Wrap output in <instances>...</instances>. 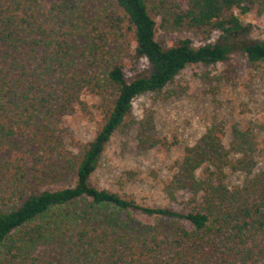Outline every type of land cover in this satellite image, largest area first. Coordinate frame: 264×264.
Listing matches in <instances>:
<instances>
[{"label":"trees","instance_id":"1","mask_svg":"<svg viewBox=\"0 0 264 264\" xmlns=\"http://www.w3.org/2000/svg\"><path fill=\"white\" fill-rule=\"evenodd\" d=\"M90 1L0 0V264H264V167L254 172L253 126L234 128L227 146L215 126L185 150L165 186L180 209L92 182L136 97L231 53L264 61V40L249 37L241 17L264 12V0H110L99 15ZM160 30L198 43L165 42ZM142 59L148 73L138 70ZM127 70L138 74L129 79ZM86 96L101 119L92 139L69 148L60 123L88 112ZM24 134L25 150L6 154ZM61 165L74 182L47 185ZM231 171L244 179L231 183Z\"/></svg>","mask_w":264,"mask_h":264},{"label":"rangeland","instance_id":"2","mask_svg":"<svg viewBox=\"0 0 264 264\" xmlns=\"http://www.w3.org/2000/svg\"><path fill=\"white\" fill-rule=\"evenodd\" d=\"M90 3L94 15L112 7L110 0ZM241 17L247 25L246 34L264 40V12ZM157 36L168 43L184 37L197 42L189 32L160 30ZM138 70L143 73L151 70L146 59L139 62ZM137 74L127 70L129 79ZM83 99L88 103V112L78 108L60 123L59 138L69 148L92 139L101 119L94 107L97 99L92 96ZM132 102L131 114L108 142L93 174L92 182L101 188L131 196L141 204L180 209L182 204L167 197L165 186L177 172L185 150L198 144L215 126L224 135L226 146L234 128L253 126L259 141L254 172L264 167V61L252 63L247 56L235 52L217 64L189 65L161 92L146 93ZM14 144L15 149L8 147L6 154L25 150L26 135L18 136ZM59 168L47 176L46 184L70 186L74 182L73 173L62 165ZM244 177L242 171L229 172L231 183H240ZM187 197L183 193L178 200Z\"/></svg>","mask_w":264,"mask_h":264}]
</instances>
